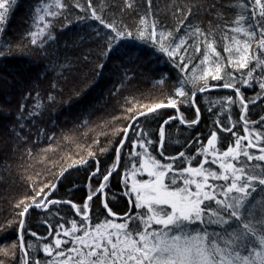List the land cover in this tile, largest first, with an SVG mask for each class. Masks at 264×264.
I'll list each match as a JSON object with an SVG mask.
<instances>
[{
    "label": "snow or ice",
    "instance_id": "obj_1",
    "mask_svg": "<svg viewBox=\"0 0 264 264\" xmlns=\"http://www.w3.org/2000/svg\"><path fill=\"white\" fill-rule=\"evenodd\" d=\"M18 7V0H0V60H23L33 53L47 58L58 43L57 25L72 26L73 8L79 9L77 22L93 28L99 51L91 60L84 56L85 64L96 61L93 80L87 84L85 77L87 87L74 90L69 108L84 105L86 110L92 91L111 83L112 76L119 87L109 94H119L138 75L149 46V60L166 58L170 70L156 80L159 95L124 98L123 115L112 118L121 126L108 124L107 144L94 141L95 150L52 173L55 182L45 178L28 184L12 205L11 218L0 223V231L16 227L18 242L0 253L16 259L19 252L18 264H264V0H215L209 4L214 19L206 26L198 23L203 5L194 0L173 4L167 13L154 12L153 0H40L34 30L14 44L6 32ZM230 11L233 17L225 15ZM125 14L135 17L133 23L125 22ZM70 63L60 66L43 96L32 77L0 86V142H11L21 158L33 153L27 145L39 147L29 125L48 107L63 103L57 97L64 95L63 72L71 71ZM169 80L175 83L168 86ZM256 87L254 96L245 95ZM215 88L231 92L204 105L211 120L204 131L199 98ZM181 127L192 134L175 155L166 156V129ZM47 139L48 148L41 151L54 152L55 134ZM157 151L166 162L153 155ZM81 169L86 182L80 200L61 197L65 174ZM65 207L68 212L61 214ZM32 213L44 217L47 236L32 230ZM26 235L36 243L26 242Z\"/></svg>",
    "mask_w": 264,
    "mask_h": 264
},
{
    "label": "trees",
    "instance_id": "obj_2",
    "mask_svg": "<svg viewBox=\"0 0 264 264\" xmlns=\"http://www.w3.org/2000/svg\"><path fill=\"white\" fill-rule=\"evenodd\" d=\"M74 3L75 0H72ZM81 3L84 0H80ZM106 2L122 4L123 0H106ZM193 0H153V11L167 13L168 9L173 4L192 3ZM194 2L202 4L200 20L204 26L214 19V15L209 14V4L215 0H194ZM222 3H237L238 0H220ZM40 0H18L19 7L10 15L7 25L6 38L13 41L15 44L22 36H25L30 30H34V9L39 6ZM146 4L140 9L142 15L146 9ZM114 12H119V8H115ZM79 9L73 8L70 13V18L73 21L70 29H61L57 25L55 35L57 36L58 43L50 49V55L47 58H42L39 53H33L28 58L23 60H0V86H3V81L7 80L15 83L16 80L23 82L26 78L32 77V84L41 92L42 96L49 90L50 83L53 82L61 72V65H67L70 61L71 71H64V82L61 87L64 88V95L58 96V101L54 106L48 107L40 118L35 120L34 124H30L31 139L33 141L39 140V147H33L32 144L26 147L32 148L33 153L31 156L24 155L21 158L19 152L13 150L14 145L9 142L5 145L0 142V223L6 219H10L13 213L12 205L15 201L22 197L27 190L28 184L32 181L39 182L48 178L55 182V177L52 173H58L61 168L67 167L72 159H79L81 155L86 156L90 150H95L97 145L94 141L99 140L101 144H107L105 131L110 134L108 124L111 123L115 126H121L120 121H114L112 118L121 117L123 115L124 98L132 97L139 98L141 93L145 96L159 95L160 88L156 87V80L162 73H167L170 70L165 59L157 61L154 56H151L150 46L148 52L141 61V65L137 67L138 75L132 83L125 85L123 90L116 96L110 95L109 90L119 87L117 77L112 76V82H102L99 88L92 91V95L88 97L90 107L85 110L84 105H75L72 108L68 107L69 96L76 88H85L87 84H91L93 80L92 66L93 64H85L84 56L89 55L92 59L99 51V44L93 33V28L88 24L77 22V15ZM169 18H171L170 13ZM228 17H233L234 12L225 13ZM135 17L129 18L127 14L124 16L126 23H133ZM62 33V34H61ZM3 44V40H0ZM67 58V59H66ZM36 65H40L39 68ZM38 73L39 78H37ZM47 75V79L44 78ZM173 75L175 73L173 72ZM87 77V84L82 81ZM175 81L169 80L168 86L174 84ZM6 87V86H4ZM21 85H17L20 88ZM9 90L10 89H6ZM167 90V88H165ZM258 87L249 88L245 91V95L252 97L258 92ZM231 90L220 89L212 90L211 94H205L200 97L201 108L203 112V119L199 128L207 131L206 126L211 125L209 113L204 111V105L209 101H218L219 98L228 95ZM8 99H15L9 96ZM135 103V100H132ZM143 102H148L147 100ZM15 105H13V108ZM259 109H257L258 111ZM235 109L233 118L235 119ZM88 121L87 127L81 128L80 125ZM122 123H127L126 121ZM153 127H155L153 125ZM43 130V134L40 132ZM2 131V129H0ZM193 130L186 129V127L166 129L168 137V151L167 154L175 155V149L180 147L184 142V138L192 134ZM242 127L237 129L238 133H242ZM55 134V139L52 141V146L55 151L50 149L48 152H42V148H48V136ZM227 135V134H225ZM179 140V143H177ZM184 150V149H181ZM24 148L20 149L23 152ZM127 149L125 152L127 153ZM256 154L257 149H252ZM153 155L161 162H166V157H160L157 152ZM103 159V157H101ZM127 160V156L125 157ZM70 175L66 173L67 179L61 180V187L59 195L64 198L74 197L78 202L84 191V184L86 182L85 171L70 170ZM29 177L31 179H29ZM116 181L113 180V184ZM75 185H78L80 191L70 192ZM115 191V188H113ZM120 207H123L121 202ZM68 208H62L61 214L67 213ZM44 219L42 215L32 213L31 226L32 230L37 231L38 235L47 236L45 228L41 226V221ZM54 222V221H53ZM26 242L36 243V238L26 235ZM18 242V232L16 227L13 226L7 231H0V249L10 247L11 244ZM20 253L17 252L16 259L11 255L5 256L0 253V261L4 264H18ZM43 258V253H40Z\"/></svg>",
    "mask_w": 264,
    "mask_h": 264
},
{
    "label": "water",
    "instance_id": "obj_3",
    "mask_svg": "<svg viewBox=\"0 0 264 264\" xmlns=\"http://www.w3.org/2000/svg\"><path fill=\"white\" fill-rule=\"evenodd\" d=\"M220 89H223V88H215V89H213V90H220ZM227 90H230V89H227Z\"/></svg>",
    "mask_w": 264,
    "mask_h": 264
},
{
    "label": "rangeland",
    "instance_id": "obj_4",
    "mask_svg": "<svg viewBox=\"0 0 264 264\" xmlns=\"http://www.w3.org/2000/svg\"><path fill=\"white\" fill-rule=\"evenodd\" d=\"M256 154L258 155V154H259V152L257 151V152H256Z\"/></svg>",
    "mask_w": 264,
    "mask_h": 264
}]
</instances>
